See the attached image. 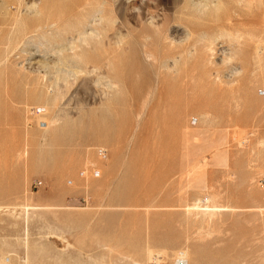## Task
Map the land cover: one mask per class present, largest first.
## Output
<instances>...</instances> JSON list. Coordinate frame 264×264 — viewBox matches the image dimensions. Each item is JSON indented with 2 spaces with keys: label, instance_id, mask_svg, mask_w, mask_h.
Here are the masks:
<instances>
[{
  "label": "rangeland",
  "instance_id": "1",
  "mask_svg": "<svg viewBox=\"0 0 264 264\" xmlns=\"http://www.w3.org/2000/svg\"><path fill=\"white\" fill-rule=\"evenodd\" d=\"M258 6L0 0V264H264Z\"/></svg>",
  "mask_w": 264,
  "mask_h": 264
},
{
  "label": "bare ground",
  "instance_id": "2",
  "mask_svg": "<svg viewBox=\"0 0 264 264\" xmlns=\"http://www.w3.org/2000/svg\"><path fill=\"white\" fill-rule=\"evenodd\" d=\"M254 1V0H253ZM255 2H257L258 4H259V9L261 10V12H263V14H264V0H255ZM258 9V10H259ZM100 12H101V8L100 7H96L93 11H92V14H91V17L87 20V19H85L86 21H85V23H84V27H82V30H80V31H78V34L79 35H83V34H85L86 33V28H87V26H89V25H92V23H93V21H98V19H96V16L97 15H99L100 14ZM264 17V16H263ZM98 18V17H97ZM99 18L101 19V17L99 16ZM253 22L255 23L256 21L255 20H253ZM252 23V22H251ZM259 23V22H258ZM38 26H39V24H38ZM36 29H37V26H36ZM41 29H42V27H41ZM261 30H264V19H263V24L261 25ZM60 48H61V50H66L67 49V47H65V46H63V45H61L60 46ZM73 49V48H72ZM72 58H76V57H79V55L78 54H76V53H73L72 52V56H71ZM148 58V57H147ZM56 98V97H55ZM53 122V121H52ZM51 122V123H52ZM54 123V122H53ZM194 205V204H193ZM24 206V205H23ZM211 206V205H210ZM212 207V206H211ZM22 208V207H21ZM28 208V207H27ZM195 208H198V209H200L199 207H198V205L197 204H195L194 205V209ZM207 208V207H206ZM1 209V208H0ZM188 209V208H187ZM5 210V209H4ZM205 210H207V209H205ZM188 211H190V210H188ZM208 212H213L214 211V209L213 210H211V211H209V210H207ZM211 215H212V213H211ZM212 216H214V215H212ZM209 218V217H208ZM210 219V218H209ZM208 219V220H209ZM64 240V239H63ZM37 249V248H36ZM43 249V248H42ZM37 252H38V250H36ZM41 251V250H40ZM37 252H36V254H37ZM186 254H185V251L183 252H180V254H179V257L176 259V264H178L180 261L183 263V264H188V259L186 258V256H185ZM37 258V257H36ZM25 259V258H24ZM32 259H33V257H32ZM60 259V258H59ZM56 260V259H55ZM61 260V259H60ZM23 261V260H22ZM27 262V261H26ZM29 262V261H28ZM117 262V261H116ZM30 263V262H29ZM38 263V262H37ZM102 263L104 264V260L102 261ZM108 263V262H107ZM139 263V262H138ZM137 262H135V261H132V264H138ZM108 264H111V263H108Z\"/></svg>",
  "mask_w": 264,
  "mask_h": 264
},
{
  "label": "built area",
  "instance_id": "3",
  "mask_svg": "<svg viewBox=\"0 0 264 264\" xmlns=\"http://www.w3.org/2000/svg\"><path fill=\"white\" fill-rule=\"evenodd\" d=\"M101 153L103 154V152L101 151ZM178 264H183L181 261Z\"/></svg>",
  "mask_w": 264,
  "mask_h": 264
}]
</instances>
